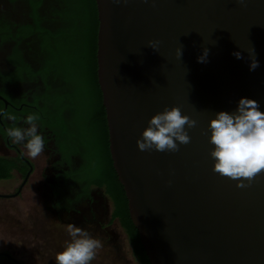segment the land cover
I'll list each match as a JSON object with an SVG mask.
<instances>
[{"label": "water", "instance_id": "95a60500", "mask_svg": "<svg viewBox=\"0 0 264 264\" xmlns=\"http://www.w3.org/2000/svg\"><path fill=\"white\" fill-rule=\"evenodd\" d=\"M96 3L110 154L150 263L264 264V172L238 188L209 156L216 113L235 112L241 97L264 111V0ZM166 106L197 121L191 142L175 153L140 151L137 138Z\"/></svg>", "mask_w": 264, "mask_h": 264}, {"label": "flooded vegetation", "instance_id": "af4514ba", "mask_svg": "<svg viewBox=\"0 0 264 264\" xmlns=\"http://www.w3.org/2000/svg\"><path fill=\"white\" fill-rule=\"evenodd\" d=\"M35 2H40L37 8L31 0H0V159L12 166L11 176L0 180L19 182L13 193L0 192V198L23 201L14 213L26 211L28 205L25 218L17 214V219L23 223L19 228L31 233L23 244L37 248L38 256L21 258L13 242L1 237L0 264H57L56 254L71 240L69 225L101 241L90 264H103L105 258L112 264L127 261L126 245L137 260L128 227L115 215L116 202L84 171L81 116L86 99L81 80L68 73V49L57 34L65 27L61 2ZM99 89L102 93L100 84ZM96 102L98 108L104 106L103 93L102 102L99 98ZM89 104L94 109L95 104ZM30 114L39 116L36 123L45 142L44 152L36 158L27 154L26 141L14 143L7 135L8 128L28 127L25 120ZM7 215L15 218L0 207V219Z\"/></svg>", "mask_w": 264, "mask_h": 264}, {"label": "clouds", "instance_id": "9594fccd", "mask_svg": "<svg viewBox=\"0 0 264 264\" xmlns=\"http://www.w3.org/2000/svg\"><path fill=\"white\" fill-rule=\"evenodd\" d=\"M244 3V0H238ZM188 34V33H187ZM186 35V34H185ZM159 41L150 40L147 46L156 50ZM182 56V48L178 49ZM237 59H243L241 51H235ZM208 49L205 48L199 62H205ZM249 70L259 67L256 53L250 55ZM15 121V116H9ZM37 114L26 117L28 127H11L7 135L14 143L25 142L27 154L36 158L45 149L43 136L38 131ZM197 121L188 115L182 114L178 106L165 107L163 111L152 115L136 144L140 151L175 153L180 145H187L191 137L187 129L195 128ZM209 143L213 145L209 156L214 161L213 171L222 177L237 181L238 188L250 187L252 182L264 172V111H261L256 100L241 97L237 110L233 113L220 111L209 121ZM171 184V181H169ZM68 232L71 240L62 251L56 254L57 264H90L95 258L97 249L102 247L99 239L92 237L88 231L78 226L69 225Z\"/></svg>", "mask_w": 264, "mask_h": 264}, {"label": "trees", "instance_id": "16d2710c", "mask_svg": "<svg viewBox=\"0 0 264 264\" xmlns=\"http://www.w3.org/2000/svg\"><path fill=\"white\" fill-rule=\"evenodd\" d=\"M31 1L34 8H37L40 2ZM59 1L62 6L61 17L65 22V27L58 30L57 34L59 38L63 37L62 42L68 49L65 53L66 59L68 58L65 64L68 66V73H74V76L81 80L79 81L82 85L81 94L83 99H86L81 116V122L84 125L81 139L84 144L82 155L86 160L84 170L86 177L91 182L105 186L107 192L116 202L115 215L121 216L124 224L128 227L134 255L140 264H151L142 245L139 232L131 220L128 199L113 166L105 107L102 103L101 107H97V99L99 98L102 102V93L99 89L97 76L96 51L99 20L96 0ZM87 102L95 104L94 109ZM11 167L8 160L0 159V179H7L11 176Z\"/></svg>", "mask_w": 264, "mask_h": 264}, {"label": "rangeland", "instance_id": "374dc122", "mask_svg": "<svg viewBox=\"0 0 264 264\" xmlns=\"http://www.w3.org/2000/svg\"><path fill=\"white\" fill-rule=\"evenodd\" d=\"M17 180L13 181H2L0 180V192L3 193H13L15 191L16 186L18 185ZM23 204V201L20 198H10V199H5V198H0V207L6 209L7 214H14L15 218H11L10 216H3L0 219V238L3 237L7 242L12 241L13 245V250L15 251H20V257L25 258V260L29 261V258L38 256V249L35 248H29L27 245L23 244V239L24 237H27L30 235V232L22 231L20 226L23 225V223H20L18 221V215L21 214V218H25V212L29 211V207L27 205L26 211H23V209H20L18 213H14L15 209L14 207L18 206V204ZM24 205V204H23ZM23 205H20L19 208H22ZM26 220V219H25ZM31 222L27 223L30 225ZM23 227V226H22ZM30 229V227H28ZM126 250H127V258L128 260L124 262H119L118 264H140L139 261L135 260L133 253L130 251L129 246L126 245ZM39 256H42L39 254ZM108 259V258H107ZM106 258L102 261L103 264H112L110 259L107 260ZM130 260V261H129Z\"/></svg>", "mask_w": 264, "mask_h": 264}]
</instances>
